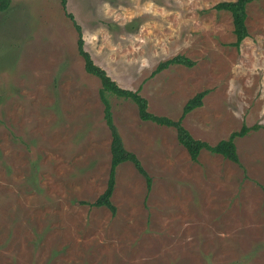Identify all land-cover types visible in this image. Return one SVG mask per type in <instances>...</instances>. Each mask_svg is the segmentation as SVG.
Returning <instances> with one entry per match:
<instances>
[{
    "label": "rangeland",
    "instance_id": "rangeland-1",
    "mask_svg": "<svg viewBox=\"0 0 264 264\" xmlns=\"http://www.w3.org/2000/svg\"><path fill=\"white\" fill-rule=\"evenodd\" d=\"M224 0L0 1V264H264V0L247 7L239 48ZM3 6V7H2ZM2 7V8H1ZM84 48L149 110L215 145L236 137L237 164L208 149L194 161L172 126L109 95L132 162L105 190L112 136ZM183 54L192 66L161 61Z\"/></svg>",
    "mask_w": 264,
    "mask_h": 264
},
{
    "label": "trees",
    "instance_id": "trees-1",
    "mask_svg": "<svg viewBox=\"0 0 264 264\" xmlns=\"http://www.w3.org/2000/svg\"><path fill=\"white\" fill-rule=\"evenodd\" d=\"M3 3L5 0H0ZM256 0H224L215 5L218 10H227L230 11L233 17L234 25V34L235 41L231 42L232 45L237 48L240 47L244 38L249 35L247 27V7L248 5ZM63 8L67 10V0H61ZM3 7V6H2ZM1 7V8H2ZM74 22V25L79 32L78 37V50L80 55L84 58L85 69L88 73L95 75L101 80V88L99 90L101 100L105 105V118L108 122V127L111 132L112 141H111V166L109 172V179L105 190L103 191L98 198L91 203L94 206H106L112 210V213L115 214L117 207L112 201V195L116 185V173L117 168L121 163L130 161L133 163L137 171L143 175L146 180L147 188L150 190L152 187V177L149 172L144 167L141 159L133 151L127 149L124 144L123 138L119 132L117 125L113 119V113L111 110V102L109 95H115L117 97H124L126 99L132 100L139 110V116L145 121H152L159 125L163 126H172L177 130V136L179 142L185 146L194 161L198 160L200 151L202 149H208L209 151L221 154L225 158L240 164V157L237 150V145L235 143L236 137L245 136L251 129H257L261 127L260 125H255L249 127L243 125L242 128L238 131L231 133L228 139H222L217 142L215 145H211L206 141L196 139L190 133V131L184 127L182 124L183 117L191 112L193 109L201 106L203 104V98L208 93V90L201 91L197 93L194 97L190 98L183 108L182 117L179 120H174L168 116L158 115L149 110V102L147 98L140 94L139 91L126 89L113 80L105 69L97 65L91 54L84 48V39L82 36V27L76 21L73 13H67ZM194 61L186 55L178 54L174 57H171L165 61H161L157 67L153 70L152 74L162 71L164 68L169 67L173 64H183L186 66L194 65Z\"/></svg>",
    "mask_w": 264,
    "mask_h": 264
}]
</instances>
